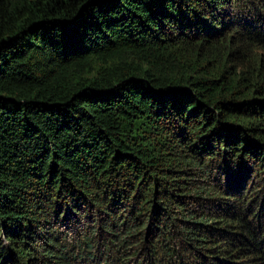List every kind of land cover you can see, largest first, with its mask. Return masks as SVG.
Here are the masks:
<instances>
[{
    "label": "trees",
    "instance_id": "obj_1",
    "mask_svg": "<svg viewBox=\"0 0 264 264\" xmlns=\"http://www.w3.org/2000/svg\"><path fill=\"white\" fill-rule=\"evenodd\" d=\"M254 181L264 0H0V264H264Z\"/></svg>",
    "mask_w": 264,
    "mask_h": 264
},
{
    "label": "rangeland",
    "instance_id": "obj_2",
    "mask_svg": "<svg viewBox=\"0 0 264 264\" xmlns=\"http://www.w3.org/2000/svg\"><path fill=\"white\" fill-rule=\"evenodd\" d=\"M248 187L249 188L252 187V190H249V192H248V195H249L250 199L251 200L253 199L254 202L257 205L260 204L259 208H257V210H259V218H258V220H259L260 224H264V183L260 184V182L254 181V182H252V185L249 184ZM250 220H252V218ZM251 226L253 227V223L251 224ZM59 237L60 236L58 235L57 238H59ZM78 237H79V232H75V233L73 232L72 234L67 235L66 239H69L70 242H71L70 238H77L78 239ZM60 238H62V237H60ZM68 244H71V243H69V241H68ZM223 246H224V243H223ZM176 249L178 250V247H176ZM72 251L75 253L77 251V249H75V247L73 246ZM177 253H178V251H177ZM121 254H123V252ZM80 256H82L83 258L82 257L80 258ZM80 256L76 257V258H73L72 261H71V264H101V262H103L102 264H117L118 260L120 259L119 254L117 252H115V251L113 253L111 252L110 255L107 256L108 258L105 261H101L102 255L98 254L97 252H93L91 254V258H88L89 256L84 254V253H81ZM103 256H105V255H103ZM124 257H125V255H124ZM184 259L193 260V257H190L189 255H186L184 257ZM162 260H163V258H162ZM234 260H237V261L240 262L241 260H244V259L243 258H237V259L235 258ZM197 263L198 264H209L208 261H206V260H204V262H202V263H200V262H197ZM188 264H189V262H188Z\"/></svg>",
    "mask_w": 264,
    "mask_h": 264
}]
</instances>
